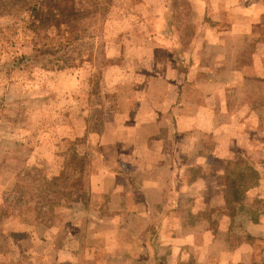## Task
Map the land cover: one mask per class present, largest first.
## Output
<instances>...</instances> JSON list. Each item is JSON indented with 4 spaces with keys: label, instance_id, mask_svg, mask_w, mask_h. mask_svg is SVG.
I'll use <instances>...</instances> for the list:
<instances>
[{
    "label": "rangeland",
    "instance_id": "1",
    "mask_svg": "<svg viewBox=\"0 0 264 264\" xmlns=\"http://www.w3.org/2000/svg\"><path fill=\"white\" fill-rule=\"evenodd\" d=\"M40 1L0 0V264L233 261L209 252L202 228L183 231L188 244H167V215L177 225L210 217L206 229L218 223L210 229L229 239L228 253L247 242L253 264H264V0H69L78 20L33 30L28 7ZM216 70L236 77L221 114L230 126L219 132L208 83L227 82ZM177 138L180 156L203 152L205 167L183 172L187 196L175 209L131 173ZM222 150L232 155L224 172L239 162L259 179L242 202L195 214L188 185L217 170ZM234 176L219 177L222 191Z\"/></svg>",
    "mask_w": 264,
    "mask_h": 264
},
{
    "label": "crops",
    "instance_id": "2",
    "mask_svg": "<svg viewBox=\"0 0 264 264\" xmlns=\"http://www.w3.org/2000/svg\"><path fill=\"white\" fill-rule=\"evenodd\" d=\"M254 5L250 6L248 8L249 13L251 12L250 8H253ZM249 20H252L251 22L257 21L258 18L256 16H250L248 18ZM219 63V62H217ZM220 65L223 66L224 68V63H220ZM216 68H218V64L216 65ZM219 70H216V74L213 76V78L218 76ZM239 71L234 70V73H238ZM221 75V74H220ZM226 77H219L218 79L224 80L227 83H220L218 84L217 82H212V85L208 83V85L212 88L211 91V101H216L218 102L216 105H213V108L211 110V116L209 119L213 121L214 119H219L217 120V125H216V131L219 132L223 130L224 126H230L229 124H226V121L223 120L221 114H226L229 116V109L227 107V100L229 98H232L233 91L230 90V79H235L236 77L231 74L230 75H224ZM217 80V79H216ZM264 93H260V97H263ZM236 97V96H234ZM199 111L205 112L203 109H200ZM248 119V118H246ZM206 121V120H205ZM192 122V121H191ZM222 124H220V123ZM230 123L232 124V121L230 119ZM193 124H195V128H197L199 124V120L197 117V114L194 116L193 119ZM197 125V126H196ZM184 128H178V133H183L185 132L183 130ZM191 131V129H189ZM197 131V129H196ZM182 133V134H183ZM179 136V135H178ZM227 138V147L225 149L229 150V136L224 137L223 139ZM182 142V140H179L177 138V141L174 142V147L173 151L170 153L165 152H159L158 153V147L155 148V150L150 151L152 154V157L149 159V162L144 163L143 167H140L139 165L136 167L135 173H131L132 176H137V178L133 177L135 180L141 182L142 188L144 187H151V191H162L165 193V195H171V203H175V209L180 208L181 202L186 198L187 194L184 191L183 187L181 186L182 183V174L183 172L188 171L189 167H196L199 168V166L203 165L204 162L202 161L204 159V156L201 155L203 152L198 153H191L189 154L188 158H185V156H180V150H178L177 145L178 143ZM194 147V144H193ZM222 148V147H221ZM224 149V150H225ZM216 150V149H215ZM171 154V156H170ZM217 158L219 159V167H217V170L212 173L211 175H201L197 179H195L190 185H188V188L192 192L193 198H195V203L197 205L195 206V214H197L200 210H203L204 208L210 207H222L221 210H224V204L226 207V200H225V192L221 190V186L218 185L219 183V177L225 173V164L226 161L231 159L232 155L224 154V151L217 152L215 151L214 154ZM152 160V161H150ZM205 167V165H203ZM170 172V176L168 180H171L169 184L163 185L162 183H166L165 181L161 183L160 179L161 176L164 174V172ZM123 174L122 170L117 171V173ZM159 174V175H158ZM218 182V183H217ZM171 186V187H170ZM138 187V185H137ZM139 188V187H138ZM212 190V191H211ZM247 192V191H246ZM185 194V195H184ZM176 197V198H174ZM180 197V198H179ZM177 199V202H176ZM199 205V206H198ZM173 208V206H172ZM201 212V211H200ZM260 216V215H259ZM167 217V218H166ZM162 221H167V224L165 225V229L170 231L171 233L169 234V238L167 241V244H172L173 246L175 245H184L188 244L190 241V237L185 236V233L183 231L187 230L188 232H191L193 236H196L198 233V229H203L202 233L204 237H209V240L205 243L207 249L211 254L213 252L216 253H221L220 257H225L228 255H231L233 258L230 264H253V256L249 252L251 250L250 248V243L247 242H241L238 246V248L235 251H232V253H228L230 249V242L228 238L222 237L221 239L214 238L215 235L211 232V229L213 225H216L218 227V223H211L210 228L207 227L206 229V222L210 221V217H202L204 218V222L199 221L201 218H195L197 220L188 222L184 221L183 219H177L178 225L176 224V221L172 222L171 219H168V215L166 216ZM220 218L227 219L228 224L230 226L231 219H229V215L221 214ZM256 216L252 219L253 225H257L259 222V217ZM183 220V221H182ZM207 220V221H206ZM162 226L164 225V222H162ZM202 235V234H201ZM171 237H173L171 239ZM171 239V240H170ZM173 247H170L172 249ZM226 250L224 251V249Z\"/></svg>",
    "mask_w": 264,
    "mask_h": 264
},
{
    "label": "trees",
    "instance_id": "3",
    "mask_svg": "<svg viewBox=\"0 0 264 264\" xmlns=\"http://www.w3.org/2000/svg\"><path fill=\"white\" fill-rule=\"evenodd\" d=\"M68 2L69 0H41L39 2L40 4L32 3V5H30L28 8L33 16V30H38L37 26L39 28V25H36L38 20L39 24H44L46 19L50 21L51 24H55L61 21V19L66 21V23L72 20H78L80 10H76L75 8L69 6ZM41 3L47 4L49 11H43L44 5ZM173 7L175 11H177V3L173 2ZM69 41L70 39H66L64 43L60 44L63 47L64 45H69ZM54 62H56L57 67H62L61 64L58 65V58ZM234 165H237L238 168L241 166L239 162L235 163ZM238 168H233L231 171H225V174H230L232 172L235 173V176L229 179L226 184L227 191L225 192V200L229 205L242 202L246 192L245 190L255 185L259 179V173L253 167L244 165L241 169ZM64 174L65 172L63 171L61 175Z\"/></svg>",
    "mask_w": 264,
    "mask_h": 264
}]
</instances>
